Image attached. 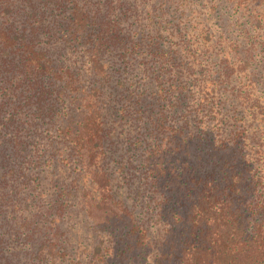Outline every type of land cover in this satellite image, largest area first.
Here are the masks:
<instances>
[{
	"label": "trees",
	"instance_id": "obj_1",
	"mask_svg": "<svg viewBox=\"0 0 264 264\" xmlns=\"http://www.w3.org/2000/svg\"><path fill=\"white\" fill-rule=\"evenodd\" d=\"M221 1L246 18L251 42L264 52V0ZM113 7L110 0H0V264H264V149L253 151L260 164L243 158L242 131L222 141L235 146L221 159L220 178L194 179L195 199L164 231H147L112 188L104 117L120 84H112L110 60L117 54L125 62L141 48ZM44 40L59 41L73 60L53 56ZM147 44L175 59L154 39ZM159 142L147 150L156 156L153 183L164 170ZM64 152L91 176L81 226L93 243L82 256L64 224L71 213L63 198L75 187L56 185L54 199L41 187L40 173Z\"/></svg>",
	"mask_w": 264,
	"mask_h": 264
},
{
	"label": "rangeland",
	"instance_id": "obj_2",
	"mask_svg": "<svg viewBox=\"0 0 264 264\" xmlns=\"http://www.w3.org/2000/svg\"><path fill=\"white\" fill-rule=\"evenodd\" d=\"M110 1L112 15L123 16V32L133 41L141 38V48L125 62L117 54L110 60L111 83L119 80L120 85L114 87L118 93L112 92L113 104L104 117L103 164L112 188L138 222L150 233L164 231L167 222L176 221L195 199L194 179L209 173L214 180L220 178L221 159L224 153L231 158L235 146L222 142L231 131H242L240 155L249 162L252 156L260 164L256 158L261 155L253 151L264 149V52L251 42L246 18L221 0ZM152 39L161 54L175 59L155 55L147 44ZM42 42L53 56L67 63L73 60L59 41ZM158 72L163 74L155 79ZM172 83L182 88L175 89ZM136 96L143 100L138 108L132 103ZM161 138L164 170L158 171L155 192L156 156L147 155V150ZM59 155L53 169L40 173L41 187L48 199L56 198V185L75 187L63 198L71 213L64 224L76 239L73 248L82 256L93 243L81 226V196L92 190L90 171L66 159L65 152Z\"/></svg>",
	"mask_w": 264,
	"mask_h": 264
}]
</instances>
